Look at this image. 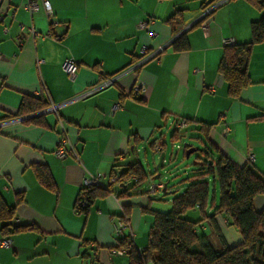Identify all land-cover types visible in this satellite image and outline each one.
Wrapping results in <instances>:
<instances>
[{"label": "crops", "instance_id": "1", "mask_svg": "<svg viewBox=\"0 0 264 264\" xmlns=\"http://www.w3.org/2000/svg\"><path fill=\"white\" fill-rule=\"evenodd\" d=\"M48 1L49 16L41 6L30 14L24 0L2 4L0 117L17 110L22 94L43 97L55 111H42L44 125L24 122L25 117L0 121V196L14 206L11 225L34 227L0 232V240H10L0 246V264H128L113 249L130 234L136 248L146 245L141 220L144 209H152L154 193L147 188L154 175L124 192L127 184L112 173L134 162L144 142L151 148L159 143L162 152L164 142L155 134L171 121L188 120L185 127L236 165L247 163L251 148L253 165L264 172V117L255 118L264 115V42L251 48L250 84L237 98L228 95L217 71L224 41H248L250 22L262 14L258 8L247 0H227L195 24L209 0ZM182 34L188 47L175 51L170 44ZM143 44L162 50L133 68ZM66 59L77 64L73 80L61 66ZM140 82L144 91L133 93ZM201 123L211 126L200 128ZM64 134L74 153L59 158L54 151ZM35 164L48 167L55 190L39 183ZM91 177L109 186L108 192L78 214L75 199ZM17 196L22 199L15 204ZM258 203L263 206L264 199ZM216 222L229 245L241 241L225 218L217 215Z\"/></svg>", "mask_w": 264, "mask_h": 264}, {"label": "trees", "instance_id": "2", "mask_svg": "<svg viewBox=\"0 0 264 264\" xmlns=\"http://www.w3.org/2000/svg\"><path fill=\"white\" fill-rule=\"evenodd\" d=\"M219 1L222 4L227 0H209L203 4L202 11ZM247 1L262 14L250 22L248 41L224 45L217 66L219 75L226 83L227 93L232 98H237L240 91L250 84L248 57L254 44L264 42V0ZM217 6L195 24L210 16ZM170 45L175 51L188 47L183 34ZM48 107L49 102L43 97L22 94L17 110L14 113L4 110L0 121L25 117L24 122L44 125L42 111ZM261 117L264 115L255 118ZM188 122L184 120V125ZM210 126L211 124L201 123L200 128ZM176 128L179 127H175L171 137L177 136ZM199 152L202 156L195 158V163L201 170L194 180L187 181L179 195L172 198L171 209L167 212L144 209L151 215L147 242L140 249L133 244L128 246L125 254L128 264H264V205L259 210L254 207L255 197L264 195V172H259L249 161L241 166L236 165L217 148L214 151L209 148L208 153L204 150ZM206 158L209 159L205 160ZM118 166L121 167L120 170L112 174L115 180L127 184L124 192L149 177L138 161L125 162ZM33 171L43 187L55 190L54 180L46 165L35 164ZM207 177H211L212 182L217 184V202L213 192L210 193L209 184L205 180ZM130 178L136 180L128 182ZM108 188L109 186L102 185L101 182L100 185H83L75 199L74 211L85 214L95 199L107 194ZM21 199V196H17L15 204ZM190 209L198 212L199 218L196 221L182 217ZM217 215L225 218L240 233L239 243H227L217 225ZM13 217L14 206H8L0 196V232L3 236L34 229L31 225H11L9 222ZM126 237H119L118 240L123 239L122 243L125 244Z\"/></svg>", "mask_w": 264, "mask_h": 264}, {"label": "rangeland", "instance_id": "3", "mask_svg": "<svg viewBox=\"0 0 264 264\" xmlns=\"http://www.w3.org/2000/svg\"><path fill=\"white\" fill-rule=\"evenodd\" d=\"M175 127L176 122L171 121L170 123H166L165 126L159 129L155 134L156 138L160 135L162 139L160 141L164 142V159L161 166H158V159L161 151L154 152L149 146V142L141 144L136 156H133V161H138L147 174L154 175L152 178L153 183H158L160 181L166 187L165 191L159 189L150 196L152 199L151 208L158 212H167L171 209L172 198L179 195L184 190L187 181L194 180L201 170V167L197 163H194L195 158L202 156L199 150H204L208 153L209 149L203 135L194 130L191 126L176 128L178 133L176 134L177 136L171 137ZM190 148L197 150H193L190 152L189 156L186 157L185 152ZM208 159L209 158H206L205 160ZM205 180L209 184L210 193L212 194L213 192L215 202H217V184L212 182L211 177H207ZM141 183V185L144 184V182ZM131 186L132 184L129 185V187ZM259 198L264 199V195H259L255 199L254 207L258 210L262 206L258 203ZM145 213V216H143L144 218L141 220V225H146L147 229L142 233L141 240L146 243V233L151 225V215L148 211ZM182 217L191 221H196L199 218L198 212L193 209L187 210ZM233 229L235 228L233 227ZM234 243L235 242H230V244ZM123 259L126 260V257H123Z\"/></svg>", "mask_w": 264, "mask_h": 264}, {"label": "built area", "instance_id": "4", "mask_svg": "<svg viewBox=\"0 0 264 264\" xmlns=\"http://www.w3.org/2000/svg\"><path fill=\"white\" fill-rule=\"evenodd\" d=\"M4 0H0V20L2 19V15H3V10H2V4H3ZM222 1H219L218 3H215L213 5H211L210 7H207L206 9H204L201 13V16L199 17L202 18L205 14H207L212 8H214L215 6H217L218 4H221ZM42 7V9L44 10V12L49 16L52 14V10H51V6L48 0H24V4L23 7L25 10H27L30 14L38 11L39 7ZM198 19V20H199ZM141 26H143V24H141ZM23 25H19V29L23 30ZM30 33L33 36H38L40 35L38 32H36L33 28H29ZM225 43L231 44L232 41L231 40H225ZM162 48H158L154 51H150V48L148 45L143 44L142 48H141V57L139 62H137L133 68L141 65L144 61L149 60V59H153L155 57H157L160 52H161ZM62 68L65 71V73L67 74L69 80H73L75 78L76 75V70H77V64L70 59H66L65 61H63L62 63ZM112 79H106V81L102 84V85H106L109 82H112ZM210 89L212 90V87H210ZM133 93L138 94L141 91H144V87L143 84L140 83H136L133 85ZM49 111H55V107L53 105H50V107H48ZM184 125V120H180L176 123V126L181 128ZM230 131V128L228 126H224L223 127V134L226 135L228 132ZM178 147V146H177ZM152 150L154 152H159L161 150V146L159 143H154L152 146ZM74 153L71 145L69 144V142L67 141V136L64 134L63 137L60 138L59 140V144L56 148V150L54 151L55 155L59 158H63L65 157L68 153ZM254 160V154L251 151V148L248 149V161L249 162H253ZM133 180L135 181L136 179L133 178ZM100 185V181L98 177H91L90 179H86L84 181V185ZM163 186V184L159 181L158 183H150L148 185L147 188V193L149 194H153L155 191L161 189ZM115 227V232L117 234H120V227H121V223H117L114 225ZM131 244H133V234H130L126 237L125 239V244L122 247H115L113 249V252L116 255H125L128 246H130ZM10 245V240L9 239H2L0 240V246L5 247V246H9Z\"/></svg>", "mask_w": 264, "mask_h": 264}, {"label": "water", "instance_id": "5", "mask_svg": "<svg viewBox=\"0 0 264 264\" xmlns=\"http://www.w3.org/2000/svg\"><path fill=\"white\" fill-rule=\"evenodd\" d=\"M193 150H195V149H192V148L188 149V150L185 152V156L188 157L189 154H190V152H192ZM163 159H164V152L162 151V152L160 153V155H159L158 166H161ZM194 163H195V162H194ZM123 186H126V184H123Z\"/></svg>", "mask_w": 264, "mask_h": 264}]
</instances>
